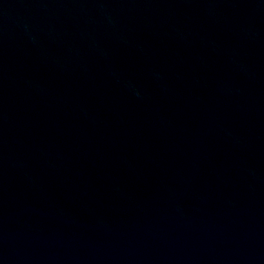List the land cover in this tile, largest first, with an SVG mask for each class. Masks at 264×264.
Listing matches in <instances>:
<instances>
[{
  "label": "water",
  "instance_id": "water-1",
  "mask_svg": "<svg viewBox=\"0 0 264 264\" xmlns=\"http://www.w3.org/2000/svg\"><path fill=\"white\" fill-rule=\"evenodd\" d=\"M264 264V0H111Z\"/></svg>",
  "mask_w": 264,
  "mask_h": 264
}]
</instances>
